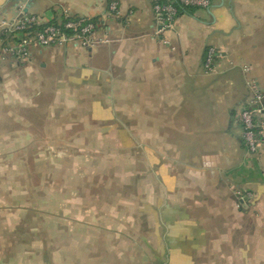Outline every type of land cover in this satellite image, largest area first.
<instances>
[{"label":"crops","instance_id":"crops-1","mask_svg":"<svg viewBox=\"0 0 264 264\" xmlns=\"http://www.w3.org/2000/svg\"><path fill=\"white\" fill-rule=\"evenodd\" d=\"M155 1L27 0L43 23L101 25L91 49L0 61V181L60 194L76 165L67 203L8 204L31 214L8 220V264H264V150L246 149L237 120L248 82L264 88V0H210L161 34ZM14 12L0 0V18ZM209 47L221 57L206 74Z\"/></svg>","mask_w":264,"mask_h":264},{"label":"built area","instance_id":"built-area-1","mask_svg":"<svg viewBox=\"0 0 264 264\" xmlns=\"http://www.w3.org/2000/svg\"><path fill=\"white\" fill-rule=\"evenodd\" d=\"M15 12L0 18V61L12 57L27 62L32 59V48H45L65 43H76L91 49L98 42L94 32L100 27L99 19L87 16L65 15L61 21L43 23L40 18L27 12V0H12ZM210 0H156L152 5L156 34H161L174 25L181 12L187 8H208ZM109 13L118 14L116 2L109 5ZM221 57L209 47L204 60V72L214 71L216 59ZM245 71L248 66H243ZM251 91L249 104L237 114L241 137L249 152L264 150V88L255 80L248 82ZM237 201L243 203L251 198L248 191L236 189ZM240 204V203H238Z\"/></svg>","mask_w":264,"mask_h":264},{"label":"rangeland","instance_id":"rangeland-1","mask_svg":"<svg viewBox=\"0 0 264 264\" xmlns=\"http://www.w3.org/2000/svg\"><path fill=\"white\" fill-rule=\"evenodd\" d=\"M68 155V150H62ZM74 152V150H72ZM77 155H74L72 160L76 161ZM127 165H125L126 167ZM62 167L61 175V186L65 191H60V194L53 191V182L51 180H46L44 191H34L29 189V191L20 192L19 188L21 185V176H6L5 181H0V183L8 184V191L0 189V264H8V220H22L26 216H31V214H26L22 212H8V204L24 205V204H44L45 206H51L55 203L65 204L69 200V174L70 171L73 173L76 170V165H66ZM93 174L99 170L100 166L93 165ZM90 166H86L85 169L88 172ZM97 169V170H96ZM96 170V171H95ZM91 171V172H92ZM96 176V175H94ZM76 176L73 175V181L75 182ZM48 179L50 176L47 177ZM83 183V181H81ZM22 183H25V181ZM31 183V182H29ZM36 183V182H32ZM41 184V182H39ZM71 183V185H72ZM27 194V195H26ZM85 191L75 190V195L80 196L81 201H84Z\"/></svg>","mask_w":264,"mask_h":264}]
</instances>
